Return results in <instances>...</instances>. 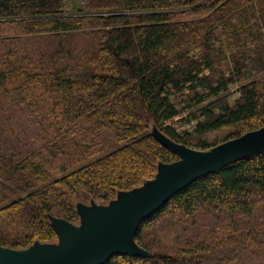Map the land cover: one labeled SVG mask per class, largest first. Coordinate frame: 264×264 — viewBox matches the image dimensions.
Listing matches in <instances>:
<instances>
[{
	"label": "trees",
	"instance_id": "1",
	"mask_svg": "<svg viewBox=\"0 0 264 264\" xmlns=\"http://www.w3.org/2000/svg\"><path fill=\"white\" fill-rule=\"evenodd\" d=\"M83 1L90 15L0 0L3 247L54 243L49 216L76 224L77 203L109 204L177 160L152 125L207 150L264 124V0ZM209 97L190 128L170 122ZM136 230L147 255L104 264H264V151L193 179Z\"/></svg>",
	"mask_w": 264,
	"mask_h": 264
},
{
	"label": "water",
	"instance_id": "2",
	"mask_svg": "<svg viewBox=\"0 0 264 264\" xmlns=\"http://www.w3.org/2000/svg\"><path fill=\"white\" fill-rule=\"evenodd\" d=\"M155 136L176 153L177 160L159 163L152 179L132 191L119 192L107 207L78 204L79 224L50 218L58 233L54 245L34 242L26 249L0 246V264H104L116 253L146 256L148 252L135 240L142 220L193 179L264 148L257 131L224 141L211 150H196Z\"/></svg>",
	"mask_w": 264,
	"mask_h": 264
},
{
	"label": "rangeland",
	"instance_id": "3",
	"mask_svg": "<svg viewBox=\"0 0 264 264\" xmlns=\"http://www.w3.org/2000/svg\"><path fill=\"white\" fill-rule=\"evenodd\" d=\"M87 3L86 2H84L83 0H67V2H66V6H65V8H64V10H65V12H64V14H69V15H79V13H82V14H88V15H90L92 12L90 11V12H84L83 11V8H84V6L86 5ZM230 90H229V92L227 93V95H228V98L232 101V99H234L235 97H236V90H237V88H238V84L237 85H231L230 87ZM179 98L180 97H177V100H179ZM213 100L214 98L213 97H209V98H207L205 101H203V102H201V103H195L194 101H189L190 103H188V101H186V103H185V105H183V104H180V107L182 108V110H181V114L179 115V116H177V117H175V119L174 120H172V121H170V122H172V124H174L175 126H177L178 127V129L179 130H185V129H187V128H190L189 126L190 125H188V124H191V123H195L196 122V120H191V123H189V122H187L188 124L187 125H185V119L187 118V116L188 115H190L193 111H198V109L200 108V107H202L203 105H205V104H207L210 100ZM260 132V134H261V136H262V139H263V142H264V124L263 125H261V126H259V127H257L255 130H252V132ZM151 132L152 133H154V134H157V135H160V136H162L163 138L164 137H166V136H163L162 135V133L160 132V130L157 128V127H155L154 125H152V129H151ZM247 132H251V131H247ZM247 132H245V133H247ZM245 133L243 134V135H245ZM216 135H219L220 136V138H222V135H224L223 134V132L222 133H217ZM210 138H212L213 139V136H211ZM219 141H222L221 139H219ZM222 142H224V141H222ZM221 142V143H222ZM220 142L218 143V144H221ZM217 144V145H218ZM264 144V143H263ZM211 148H213V147H211ZM211 148H209V149H207V150H211ZM197 150V149H196ZM201 150V149H200ZM260 151H264V148L262 149V150H260ZM78 204H80V203H77L76 204V209H77V211H78ZM85 205V204H84ZM91 206V204L90 203H87L86 204V206ZM109 204H103V205H100V206H104V207H107ZM97 206H99V204L97 205ZM54 216V215H53ZM53 216H49V220H50V218H52ZM54 217H58V216H54ZM61 218V217H60ZM79 221V220H78ZM50 222H51V220H50ZM80 223V221L79 222H77L76 224H79ZM75 224V225H76ZM168 239L169 238H165L164 239V243H166V244H169L168 243ZM58 240V239H57ZM57 243V241H54V243H43V244H46V245H54V244H56ZM42 244V245H43Z\"/></svg>",
	"mask_w": 264,
	"mask_h": 264
}]
</instances>
